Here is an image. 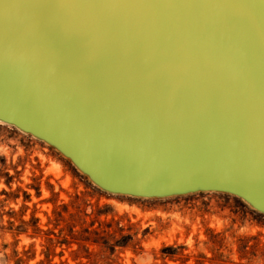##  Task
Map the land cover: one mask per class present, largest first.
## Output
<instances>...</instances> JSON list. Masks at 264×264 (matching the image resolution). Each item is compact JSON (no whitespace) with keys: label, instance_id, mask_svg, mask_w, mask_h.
<instances>
[{"label":"water","instance_id":"95a60500","mask_svg":"<svg viewBox=\"0 0 264 264\" xmlns=\"http://www.w3.org/2000/svg\"><path fill=\"white\" fill-rule=\"evenodd\" d=\"M0 121L105 192L264 214V0H0Z\"/></svg>","mask_w":264,"mask_h":264},{"label":"rangeland","instance_id":"374dc122","mask_svg":"<svg viewBox=\"0 0 264 264\" xmlns=\"http://www.w3.org/2000/svg\"><path fill=\"white\" fill-rule=\"evenodd\" d=\"M0 264H264V214L223 192H105L0 123Z\"/></svg>","mask_w":264,"mask_h":264},{"label":"bare ground","instance_id":"6f19581e","mask_svg":"<svg viewBox=\"0 0 264 264\" xmlns=\"http://www.w3.org/2000/svg\"><path fill=\"white\" fill-rule=\"evenodd\" d=\"M0 123H3V122L0 121Z\"/></svg>","mask_w":264,"mask_h":264}]
</instances>
